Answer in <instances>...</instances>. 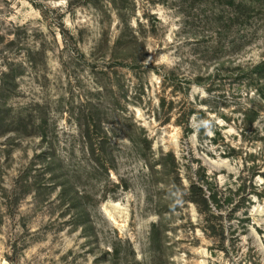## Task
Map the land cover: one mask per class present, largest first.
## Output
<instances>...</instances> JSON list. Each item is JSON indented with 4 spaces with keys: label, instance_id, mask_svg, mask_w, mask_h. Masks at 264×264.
I'll list each match as a JSON object with an SVG mask.
<instances>
[{
    "label": "rangeland",
    "instance_id": "374dc122",
    "mask_svg": "<svg viewBox=\"0 0 264 264\" xmlns=\"http://www.w3.org/2000/svg\"><path fill=\"white\" fill-rule=\"evenodd\" d=\"M0 264H264V0H0Z\"/></svg>",
    "mask_w": 264,
    "mask_h": 264
}]
</instances>
